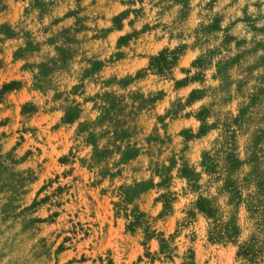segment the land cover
Masks as SVG:
<instances>
[{
  "label": "rangeland",
  "instance_id": "374dc122",
  "mask_svg": "<svg viewBox=\"0 0 264 264\" xmlns=\"http://www.w3.org/2000/svg\"><path fill=\"white\" fill-rule=\"evenodd\" d=\"M0 264H264V0H0Z\"/></svg>",
  "mask_w": 264,
  "mask_h": 264
}]
</instances>
